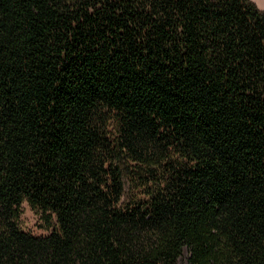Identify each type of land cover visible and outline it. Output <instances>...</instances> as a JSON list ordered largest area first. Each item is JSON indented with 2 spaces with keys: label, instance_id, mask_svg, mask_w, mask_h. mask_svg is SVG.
<instances>
[{
  "label": "trees",
  "instance_id": "trees-1",
  "mask_svg": "<svg viewBox=\"0 0 264 264\" xmlns=\"http://www.w3.org/2000/svg\"><path fill=\"white\" fill-rule=\"evenodd\" d=\"M185 254L264 264V10L0 0V264Z\"/></svg>",
  "mask_w": 264,
  "mask_h": 264
},
{
  "label": "rangeland",
  "instance_id": "rangeland-1",
  "mask_svg": "<svg viewBox=\"0 0 264 264\" xmlns=\"http://www.w3.org/2000/svg\"><path fill=\"white\" fill-rule=\"evenodd\" d=\"M260 9L264 10V0H252ZM22 216L20 220V227L25 232H30L37 236H45L48 234V224L46 217L39 209H34L29 202L25 201L22 205ZM188 255L185 254L180 264L187 263Z\"/></svg>",
  "mask_w": 264,
  "mask_h": 264
}]
</instances>
